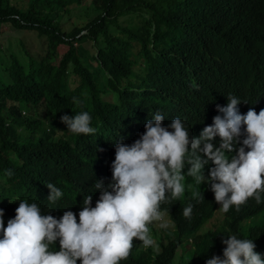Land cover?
<instances>
[{
    "label": "trees",
    "instance_id": "1",
    "mask_svg": "<svg viewBox=\"0 0 264 264\" xmlns=\"http://www.w3.org/2000/svg\"><path fill=\"white\" fill-rule=\"evenodd\" d=\"M1 26L39 40L35 48L0 55L5 226L19 200L57 219L72 211L78 221L83 198L91 195L93 207L99 198L95 183L111 181L115 143L138 139L156 112L163 126L179 117L199 137L210 115H220L224 85L264 84V0H0ZM83 111L95 134H74L60 119ZM187 167L185 193L161 205L172 224L156 241L159 250L135 240L120 264H205L222 257V240L231 235L252 239L264 258V202L250 198L224 213L210 182L198 185ZM211 167L204 166L205 177ZM49 183L63 193L55 202L48 200ZM189 203L190 219L183 216Z\"/></svg>",
    "mask_w": 264,
    "mask_h": 264
},
{
    "label": "clouds",
    "instance_id": "2",
    "mask_svg": "<svg viewBox=\"0 0 264 264\" xmlns=\"http://www.w3.org/2000/svg\"><path fill=\"white\" fill-rule=\"evenodd\" d=\"M220 92V115H210L199 128V137H191L179 117L163 126L164 115L156 112L134 142L118 140L111 181L107 185L95 183L99 198L94 207L91 195L83 198L78 221L72 211L57 219L42 214L36 203L19 200L15 216L5 226L4 209L0 208V264H77L78 260L80 264H120L129 257L135 240L142 242L143 248L152 246L158 251L149 227L170 226L165 219L169 211H161V205L171 204L185 193L182 181L186 165L187 176L198 185L210 182L224 213L233 206L238 210L250 198L257 204L264 202V84L236 82L224 85ZM60 119L74 134L97 131L87 111ZM209 161L214 167L205 177L203 169ZM11 174L9 170L7 175ZM47 187L50 202L63 195L53 184ZM192 196L203 200L202 192ZM192 209L189 203L183 208V216L190 219ZM222 243L226 245L222 257L213 255L205 264H264L252 239L231 235Z\"/></svg>",
    "mask_w": 264,
    "mask_h": 264
},
{
    "label": "rangeland",
    "instance_id": "3",
    "mask_svg": "<svg viewBox=\"0 0 264 264\" xmlns=\"http://www.w3.org/2000/svg\"><path fill=\"white\" fill-rule=\"evenodd\" d=\"M62 27L64 28L66 27V25H62ZM38 42V38L34 35V33L30 31H16L9 27H0V55L3 54L5 57L8 53L17 54L18 49H22V46L27 49L35 48ZM261 213L264 215V210H261ZM252 218L253 217L242 220L241 224L239 225L240 229H243V226H245L247 222H250ZM165 219L170 221L167 216L165 217ZM259 219L260 216L256 215L254 216L252 222H257L259 221ZM170 223L172 224L171 221ZM151 229L154 233V235H152L154 241H162L166 229L160 228L158 224H152ZM185 247H188V244ZM179 252V249L175 250L176 255L179 254Z\"/></svg>",
    "mask_w": 264,
    "mask_h": 264
}]
</instances>
